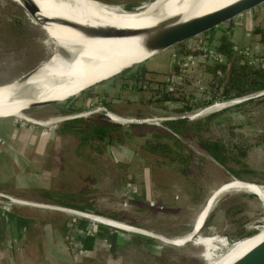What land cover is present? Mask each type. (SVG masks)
<instances>
[{
	"label": "rangeland",
	"instance_id": "1",
	"mask_svg": "<svg viewBox=\"0 0 264 264\" xmlns=\"http://www.w3.org/2000/svg\"><path fill=\"white\" fill-rule=\"evenodd\" d=\"M101 1L136 7L152 0ZM233 27L231 38L238 54L247 55L245 57L251 58L250 62L254 64L257 61L253 55H258L261 58L258 64H264V42L258 43L253 35L257 27L264 29V6L236 19ZM43 28L46 33L17 2L0 0V85L18 80L54 58L55 37L51 30ZM219 34L222 31H217ZM205 43H208L206 36H202L185 46L193 52L205 51ZM179 51L180 47H177L155 55L128 70L139 72V67L145 68L144 81L127 76L120 86L117 79L122 73L82 92L74 101L81 108L79 118L119 124L124 134L133 135L125 150L116 146L100 153L84 149L82 158L77 155L74 136L57 138L59 128L66 122L57 119L73 114L66 108L70 106V100L59 106L26 111L25 115L39 121L37 124L17 116L0 117V191L44 202L40 192L32 191L39 187L53 191V197H61L74 206L64 208L60 205L63 207L55 209L16 207L12 212L0 211V221L12 222L11 214L16 210L35 221L25 235L26 244L19 251L8 247L12 242L5 226L10 244L4 249L0 245V264H187L191 258H201L204 251L210 264H230L264 239L263 225L252 238L232 244L219 257L214 255L217 246L227 245V238L235 237L244 225L250 231L264 223H260L264 221L262 199L243 189L223 192L198 234L183 244L133 232L140 228L168 240L184 237L193 231L209 196L223 184L238 178L264 187V100H259L264 98V91L242 97L247 100L222 104L228 99L223 95V87L218 88L210 73L209 65H213V61L205 60L203 52L184 56ZM177 67L180 73H176ZM112 82L118 85L112 86ZM125 84L127 87H122ZM169 94L189 100L194 105L193 110L186 114L176 112L186 103L166 100L165 96ZM104 102L110 104L115 121L100 118L99 112H92L106 107ZM216 103L223 107L210 110L209 107H215ZM199 104L203 105L197 106ZM212 114L230 117L208 135L222 140L234 150V161L228 165L236 174L207 155L197 139H182L191 154L188 164L159 162L157 156L139 147L144 141L142 134L168 130L165 122L169 118L190 116L189 121H194ZM134 118L150 119V124L122 122ZM144 124L154 129L140 126ZM128 147L135 153L126 152ZM88 204L93 210L81 208ZM71 209L75 212L68 211ZM55 214L60 217L54 221L59 228L70 219L72 230L69 233L51 222ZM85 214L137 228H122L83 216ZM113 214L120 219L110 216ZM81 222H85L84 225ZM100 227L111 229L124 240L137 241L140 247L110 245L105 238L93 239L89 248L84 246L83 239L97 234ZM44 245H48L46 249Z\"/></svg>",
	"mask_w": 264,
	"mask_h": 264
},
{
	"label": "bare ground",
	"instance_id": "2",
	"mask_svg": "<svg viewBox=\"0 0 264 264\" xmlns=\"http://www.w3.org/2000/svg\"><path fill=\"white\" fill-rule=\"evenodd\" d=\"M231 1L233 0H154L141 3L134 13H129L122 7H107L93 0H35L44 15L49 17H66L95 29L108 25L109 27L130 28L131 31L140 33L174 19H187L203 14ZM45 27L51 30L54 35L52 36L55 37V56L42 67L22 75L18 80L0 85V106H9L7 109L0 110V117L17 116L22 119H31L20 110L26 103L66 99L84 87L107 79L123 68L150 57V54L141 47L140 38L136 36L104 38L86 35L69 27L57 25ZM219 107L223 106L216 105L209 109ZM229 189L249 191L260 197L264 203V187L234 178L209 196L196 219L192 232L174 240L160 236L158 238L172 244L174 242L183 244L191 240L204 226L218 197ZM85 216L122 228H135L102 216L86 214Z\"/></svg>",
	"mask_w": 264,
	"mask_h": 264
},
{
	"label": "trees",
	"instance_id": "3",
	"mask_svg": "<svg viewBox=\"0 0 264 264\" xmlns=\"http://www.w3.org/2000/svg\"><path fill=\"white\" fill-rule=\"evenodd\" d=\"M233 26L234 22H231L229 23L227 29H223V27H221L217 30L209 32L206 35L208 43H205V45L209 48L208 51H216L224 58L223 62H217L213 65H209V70H211L210 73H212L213 80L219 85L218 88H220V86L223 87V95L227 99L242 98L264 91V64L251 63L250 60L245 57L247 55L238 54L235 42L231 38L234 33ZM217 31H222V34L217 35ZM253 35L257 37L258 43L264 42L263 28L257 27L253 31ZM179 52L180 55H189L195 51H190L185 45H182L180 46ZM202 52L203 50L199 49L195 53ZM253 57L254 59L260 58L255 54ZM139 68V72L127 71L124 72L123 75L119 76L117 82L120 84V86L121 83L128 79L127 76L131 77L133 80L142 79L144 81V76L146 75L147 70L143 67ZM175 69L176 73H180L179 67ZM117 82H112L111 85L113 86L117 84ZM122 87H127V85ZM165 99L185 102L186 106L176 111L180 114H186L187 112L192 111L194 108V105L190 104L189 100L184 98H178L169 94L165 96ZM259 100H264V98ZM103 105L110 108V104L108 103L104 102ZM201 105L203 104H199L197 106ZM66 108L69 109L68 112L72 113L81 111V108L77 107L76 104H72ZM98 117L104 118L105 116L99 114ZM228 118L230 117L222 116V114H212L205 118L194 121L178 119L168 120L165 122V126L168 128V130L164 128L161 132L155 133L150 131L148 134H142V136H144V141L143 144L139 145V147L144 152H148L157 156L159 158V162L188 164L191 159V154L188 153V147L186 142L183 140L186 138L197 139L203 146L207 155L211 156L219 165L236 174V171L231 169L228 165L229 162H232V160L234 161V150L230 149L228 145H226L222 140L215 138L212 135H208V133H210L215 126L221 124L222 121ZM140 126L154 129L153 126L147 124ZM121 129V125L113 124L108 121L100 122L97 120L75 118L67 120L61 125L58 130L57 138L61 139L63 136L71 138L70 136H74L73 138L78 145L77 155L83 158L84 149L92 150V152L95 153L98 151L100 153L109 149L110 147L116 146L120 150H125L124 148L127 146L126 144L133 135H126V133L124 134ZM77 136H79V138ZM126 149V152L128 153H135V151L130 150L129 147ZM121 166H124V164ZM118 167L120 166L118 165ZM32 191L34 193L40 192L39 196L44 202L59 204L66 207H74L72 203L62 199L61 197H53V195H55L53 191L39 187L32 188ZM27 197L30 198L31 196ZM81 208L83 210H93L91 204L82 205ZM110 216L115 219H120L118 218L117 214ZM11 218L12 222H7L5 220L0 221V245L2 249H4L10 244L8 243L6 236V226L9 231V241L12 242V245H9L8 247L14 251H19L26 244L25 235L28 230L32 228L31 226L35 221L32 217L22 214L21 210H16L14 213H12ZM57 219H60V217L56 216L55 214V216L51 218V222H54ZM84 223L85 222H81V225H84ZM53 224L57 225L55 222ZM71 226L70 219H68L64 223L63 227L59 228L58 226V228L62 229L64 233H69L72 230ZM59 229H56V232H59ZM101 238H105L110 245H115L118 247L126 248L129 247L128 244H131L133 247H135V245L140 247L137 241H131V239L127 238L124 240V238H122L120 235L112 232L111 229L106 227H100V230L97 232V234L84 238L82 242L84 243V246L89 248L92 245L91 242L93 239ZM47 246L44 245L43 248Z\"/></svg>",
	"mask_w": 264,
	"mask_h": 264
},
{
	"label": "water",
	"instance_id": "4",
	"mask_svg": "<svg viewBox=\"0 0 264 264\" xmlns=\"http://www.w3.org/2000/svg\"><path fill=\"white\" fill-rule=\"evenodd\" d=\"M14 2H17L20 4L26 12L35 20L36 24L39 25L43 31L46 33L44 26H63V27H69L73 28L75 30H79L86 35L91 36H100L104 38H129V37H139L140 39V45L143 48L145 52H148L150 54V57L146 58L144 61L135 63L129 67H125L119 72L113 74L111 77L97 81L91 85H88L78 91L76 94L71 95L63 100H48V101H37L33 103H26L21 110L24 114H26V111L32 110V109H40L48 106H59L62 103L70 100L69 105L74 104V101H76L78 95H80L82 92L88 90L89 88L98 85L104 81H107L111 78H114L128 70L133 69L134 67H138L145 61L149 60L155 55L166 53L172 49H175L177 47H180L182 45H185L186 43L197 39L202 36H206L209 32L213 30H217L224 25H227L231 22H234L236 19L240 18L244 14H247L249 12H252L254 10H257L264 6V0H233L230 3H227L221 7H218L216 9L210 10L208 12H205L203 14L193 16L187 19H174L172 21L166 22L164 24L159 25L158 27H155L151 30L145 31V32H139V31H131L130 28H124V27H109L108 25H105L106 27H100L99 29L91 28L88 26H85L81 23H78L76 21H73L71 19H68L66 17H49L47 15H44V13L41 11V8L39 5L35 2V0H13ZM97 3H100L102 5H105L107 7H122L129 13H134V10H136L139 5L136 7H129L125 4H114L110 2H104L101 0H93ZM154 1V0H152ZM152 1H146V2H152ZM74 7H72L73 9ZM54 29V28H52ZM49 32V31H48ZM263 92V91H261ZM260 92V93H261ZM241 100H247L246 98L237 99L236 102ZM9 108V106H0V110H4ZM92 112H99L101 115L108 117L112 120H116V117L112 113V111L108 107H102V108H96L92 110ZM78 113V112H77ZM79 118L80 114L73 113L71 115L63 116L60 119L58 118L57 121H67L75 118ZM173 118V117H172ZM169 118L168 120H170ZM173 119L178 120H191L192 117L190 116H177ZM23 120L28 121L32 124H37V121H33L31 119L24 118ZM123 123H133V124H142L147 123L150 124V119H123ZM19 202V199H18ZM22 204H25L29 207H37V208H47V209H55L57 207H63L58 204L51 203L53 205H50L48 203L44 202H38V201H31L26 200L21 201ZM55 205V206H54ZM64 208H70V207H64ZM70 212H75V210L71 209L68 210ZM80 212V211H79ZM78 213V212H77ZM264 221H260V223H263ZM123 223V222H122ZM130 227H134L132 225L125 224ZM264 225H260L256 229L248 231L247 226H243L237 233L235 237H228L227 238V245L219 244L217 248L214 250V255L216 257H219L220 255L224 254L232 244H235L239 241L248 239L256 235L261 227ZM137 228V227H135ZM138 231L133 232H139L141 234L147 235V236H154L158 238V236L154 234H150V232L145 231L143 229L137 228ZM127 231V230H126ZM161 240V239H160ZM206 251H204L200 257H194L189 259L187 264H210L211 261L209 258L205 255ZM230 264H264V239L256 244L254 247L249 249L246 253H244L242 256L234 260Z\"/></svg>",
	"mask_w": 264,
	"mask_h": 264
},
{
	"label": "built area",
	"instance_id": "5",
	"mask_svg": "<svg viewBox=\"0 0 264 264\" xmlns=\"http://www.w3.org/2000/svg\"><path fill=\"white\" fill-rule=\"evenodd\" d=\"M205 47H206L205 51H203V53H202L203 58L205 60L213 61V63H217V62L219 63V62L224 61V58L221 54H219L213 50L208 51L209 48L206 45H205ZM184 56H186V55H184ZM184 58H186V57H184ZM253 59H254V57H253ZM250 60H252V59L250 58ZM256 61H257V63H259L260 60L256 59ZM225 99H227V98H225ZM233 103H235V99L224 100V102L222 104L230 105ZM219 104L220 103H216L215 105H219ZM18 199H19V202H18ZM23 200L25 201L24 197L20 198V197H16L14 195H9V194H6V193L0 191V211L12 212V210L16 207H26V208L29 207V206H26L25 204H22L21 201H23ZM83 216H85V215H83ZM95 230H96V227H95Z\"/></svg>",
	"mask_w": 264,
	"mask_h": 264
},
{
	"label": "crops",
	"instance_id": "6",
	"mask_svg": "<svg viewBox=\"0 0 264 264\" xmlns=\"http://www.w3.org/2000/svg\"><path fill=\"white\" fill-rule=\"evenodd\" d=\"M236 28V27H235ZM206 159H208L209 160V158H207V157H205ZM213 160V159H212ZM212 160H209V161H211V162H213ZM213 193V192H212Z\"/></svg>",
	"mask_w": 264,
	"mask_h": 264
},
{
	"label": "flooded vegetation",
	"instance_id": "7",
	"mask_svg": "<svg viewBox=\"0 0 264 264\" xmlns=\"http://www.w3.org/2000/svg\"><path fill=\"white\" fill-rule=\"evenodd\" d=\"M170 120H173V119H170Z\"/></svg>",
	"mask_w": 264,
	"mask_h": 264
}]
</instances>
